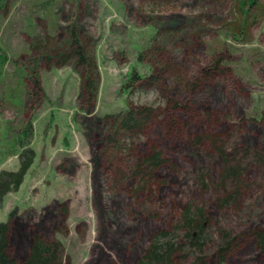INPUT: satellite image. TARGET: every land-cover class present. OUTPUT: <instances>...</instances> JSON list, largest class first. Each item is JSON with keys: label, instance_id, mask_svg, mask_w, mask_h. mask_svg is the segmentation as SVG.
<instances>
[{"label": "rangeland", "instance_id": "rangeland-1", "mask_svg": "<svg viewBox=\"0 0 264 264\" xmlns=\"http://www.w3.org/2000/svg\"><path fill=\"white\" fill-rule=\"evenodd\" d=\"M243 9L240 0H0V170L19 168L13 153L29 121L36 150L19 190L0 203L14 258L26 257L40 235L60 240L72 264H135L192 205L208 211L210 252L228 230L240 238L226 264H264L251 235L264 229V161L224 205L223 162L198 145L218 136L226 146L244 135L240 143L264 149V0L248 16ZM71 29L95 61L93 98L81 94L86 71L75 59L57 63L68 55L57 54L67 50ZM163 61L168 70L157 85L128 83L132 72L149 75ZM168 99L189 108L175 115L177 128L165 126L166 116L128 141L126 154L139 162L155 148L167 165L147 185L111 176L102 118L130 103L162 109Z\"/></svg>", "mask_w": 264, "mask_h": 264}, {"label": "trees", "instance_id": "trees-1", "mask_svg": "<svg viewBox=\"0 0 264 264\" xmlns=\"http://www.w3.org/2000/svg\"><path fill=\"white\" fill-rule=\"evenodd\" d=\"M240 1L244 13L248 16L250 8L254 7L255 0ZM246 19L241 24L240 33L242 35H245V28L248 24ZM71 32L72 36L67 50L57 54L68 55L65 56L66 59L64 58L63 62L58 61L57 63L63 65L75 59L76 65L82 66L86 71L85 76L82 77L81 94L93 98L98 91V77H94L93 74L96 66L95 61L90 57L80 39L75 36L74 29H71ZM218 61L207 67L206 71L208 73L216 72ZM158 66L159 69L156 70L153 65L149 75L132 72L127 78L128 83L133 85L139 81V88L146 85H157L162 80L159 73L168 70L164 61ZM188 110L187 106H181L177 100L168 99L167 105L162 109L159 106L130 103L124 111L106 114L102 118L106 130L103 150L104 153L110 154L106 156V160L109 168L114 167L110 173L111 176H122L123 178L126 176L143 185L151 183L154 172L167 165L163 153L153 148L139 162H131L126 155L129 153L128 141L134 142L135 139H139L145 130L153 125L164 124L163 120L166 116L168 121L165 126L172 129L177 128L175 115ZM258 121L264 122L263 113ZM31 123L29 121L23 128L25 138L22 140L21 150L13 153L18 156L19 168L17 170H0V203L9 193L19 190L36 159V150L32 146L34 129ZM240 137L235 144L228 141L226 146L225 139H220L218 136L199 139L201 143L198 145L205 146L203 154L205 153L208 158H213V160L218 157L223 162L218 182L219 188L224 194L221 198L219 197L220 203L224 205L239 198V192L245 186L247 170L253 165H263L264 161V149L260 146L244 145L238 140L245 136L241 135ZM201 151H198L197 154L201 155ZM214 174L210 169L206 174V179L215 180ZM64 210L67 212L66 208ZM15 212L16 209L11 211V218ZM251 235L257 239V246L264 251V229L255 230L251 232ZM11 236V221L0 220V264H72L71 259L65 256L64 245L60 240L45 239L40 235L32 237L26 257L22 260L16 259L11 253ZM213 238L208 211L203 206L189 205L182 211L175 227L162 230L151 239L147 249L135 264H226L231 251L239 244L240 237L232 231H221L217 247L210 252Z\"/></svg>", "mask_w": 264, "mask_h": 264}]
</instances>
